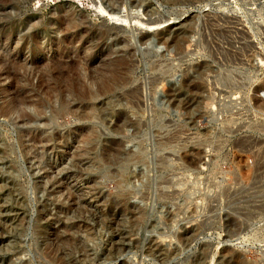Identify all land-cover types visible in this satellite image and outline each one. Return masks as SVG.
I'll use <instances>...</instances> for the list:
<instances>
[{"label": "rangeland", "instance_id": "rangeland-1", "mask_svg": "<svg viewBox=\"0 0 264 264\" xmlns=\"http://www.w3.org/2000/svg\"><path fill=\"white\" fill-rule=\"evenodd\" d=\"M2 1L0 264H264V0Z\"/></svg>", "mask_w": 264, "mask_h": 264}, {"label": "bare ground", "instance_id": "bare-ground-1", "mask_svg": "<svg viewBox=\"0 0 264 264\" xmlns=\"http://www.w3.org/2000/svg\"><path fill=\"white\" fill-rule=\"evenodd\" d=\"M5 1H7V0H5ZM1 2H3L2 0H1ZM4 4H5V2H3ZM101 12L103 11L102 9L100 10ZM100 12V13H101ZM106 15V14H105ZM64 20H62V22H63ZM64 23V22H63ZM62 23V24H63ZM64 26H66V25H64ZM67 26L69 27V28H73L72 26H73V22L71 21V22H68L67 23ZM65 29V28H64ZM68 28L66 27V29H65V31H68L67 30ZM18 51V50H17ZM5 56V55H4ZM10 61V59L9 58H7V60H4V59H0V64H2V66L6 69V73H5V76L7 77V79H9V80H11V85H10V87H8V88H2V87H0L1 89H2V91H4V90H6L7 89V91H12L13 93H15V94H17V95H21L22 93H21V91H22V89H21V87L18 85V83H19V77H17L18 75H16V71L18 70L17 69V67H15V63L13 64L12 62H9ZM7 62H9V64L7 63ZM12 63V65H10ZM7 64V65H6ZM125 65V64H124ZM6 66V67H5ZM17 66V65H16ZM55 66V65H54ZM10 67V68H9ZM118 69H119V67H118ZM4 70V69H3ZM118 71V70H117ZM19 72V71H18ZM123 72V71H122ZM116 75V74H115ZM4 76V75H3ZM117 76H118V74H117ZM6 77H4V78H6ZM20 77H22V76H20ZM23 77H25V76H23ZM25 79H27V78H25ZM119 78L117 77L116 78V76L115 77H113V79H111V80H109L110 82H106V81H104V82H100L99 83V85H98V90H97V92H98V94H107V93H109L111 90H112V88H113V83L115 82V84H116V82H117V80H118ZM24 80V79H23ZM45 81V80H44ZM26 82V81H25ZM44 83H46V82H44ZM115 84H114V86H115ZM120 84V83H119ZM25 85V84H24ZM29 85V84H28ZM48 87V86H47ZM26 88V87H25ZM24 88V89H25ZM26 90H28V89H26ZM64 91V90H63ZM25 92V91H24ZM83 94H82V98L81 99H83V100H87V98H89V99H92L93 97H95V95H97V93L95 92V93H93V92H91V90L90 89H84L83 90V92H82ZM88 99V100H89ZM94 99V98H93ZM30 100V99H29ZM66 103V102H65ZM70 103V102H69ZM69 103H67V105L65 106V104L64 103H62L61 105L62 106H60V108H61V110H67L68 109V107H69ZM36 104V103H35ZM37 106V105H36ZM65 106V107H64ZM37 107H39V105L37 106Z\"/></svg>", "mask_w": 264, "mask_h": 264}]
</instances>
